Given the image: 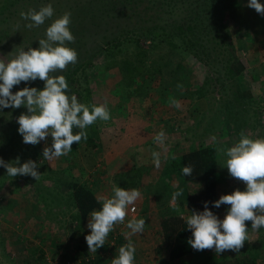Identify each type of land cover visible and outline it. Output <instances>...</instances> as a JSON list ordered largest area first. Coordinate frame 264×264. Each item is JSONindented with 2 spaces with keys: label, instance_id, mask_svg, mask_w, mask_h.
<instances>
[{
  "label": "rangeland",
  "instance_id": "1",
  "mask_svg": "<svg viewBox=\"0 0 264 264\" xmlns=\"http://www.w3.org/2000/svg\"><path fill=\"white\" fill-rule=\"evenodd\" d=\"M152 1L155 3L156 0ZM187 1L177 0V6L170 12L167 11L166 5L160 4L162 0H157V5L152 8H162L158 13L160 21L163 23L167 22L170 18L184 20L189 19L188 13L191 14V17L194 15L193 6H190ZM239 2L248 6L249 0H239ZM259 3L264 5V0H259ZM48 4L53 6L55 10L54 16L38 28H27L25 25L28 21L22 20L20 13L22 11L28 12L30 9L39 10L40 7ZM105 8L107 6H103V2H99V0H0V59L8 62L21 49L27 51L28 47L38 48V40L45 38L46 28L64 12L72 13L70 29H73L72 33L75 36L74 45L78 52L77 63L69 65L73 67L82 63L87 57L97 53L98 49L101 48L99 45L101 40H107V38L112 37V34H117L118 28L114 31V26L119 24L133 27L145 23L143 22L144 19L138 21L136 17L132 19L123 18L122 16L127 14L128 10H125V13H122L120 10H115L117 12L113 13L101 11ZM246 9L249 10V7H246ZM78 15L81 17L78 18ZM154 15L156 16L157 13ZM223 16L225 21L228 16L225 12ZM208 19H211V21L202 22V17L199 18L200 25H198V28H204L205 26L206 31L209 33L208 46L216 47L218 45L215 53L211 52V55H208L203 48L198 49V51L196 50L195 53L197 55H194V53L182 48L169 50L165 43L152 49L150 59H156L162 65L165 62L170 63L169 67L164 68L161 78L157 75L156 79L150 82L152 85L150 97L153 102H150L148 98H145V100L133 98L131 99L132 102H130L129 108L120 107L123 103L121 96L118 94L120 75L117 68H111L109 64L114 58H120L125 54L129 55L133 53L134 49L129 43L121 47V53H118V49L115 47L102 46L103 49L100 53L103 54V57L98 56V54L94 58V64L92 63L85 70L82 67L79 68L73 79H78L77 83L76 81L73 84L69 83L70 91L67 94L70 96L72 94L76 95L78 92L83 93L84 89L89 87L95 105L103 104L106 101L111 119L107 122L97 120L95 123L102 132V135L106 133L111 138L117 135L120 136L121 132H123L120 131L122 129L120 126L122 123L125 125V122H130V115L127 116L126 114H130L131 111L132 113L134 112L131 117L134 118L135 122L148 120L150 116L153 123L151 129L152 138L149 143L150 152L146 155L151 158V161H153V151L161 152L162 156L167 150H171L173 155H177L197 147L209 145H213L216 149H227L239 141L241 131L253 139L264 138V44L261 47L262 57H248V60H245V67L239 76L232 77L227 73L225 65H230V54L232 51L234 53L238 49L240 53L243 47L239 39L241 25L236 24L233 29L229 30L233 34V39L236 43L234 49L230 45L225 46L221 41L230 40L229 38L227 39L226 31L228 29L217 30L219 25L215 18L209 17ZM145 44L150 45L149 40ZM136 55L144 56L143 50L138 51ZM244 57H246L245 54L243 55L241 52L242 61H244ZM178 63L180 64L179 67L177 70H174ZM254 65H258L257 68H251ZM105 67H109V69L104 70ZM64 72L65 70L58 74L62 75ZM166 81L172 83V97L180 101L181 108H172L170 110L172 106H167V103L160 102L155 96L159 91L158 86L160 87ZM177 84H182L183 89L178 90ZM15 86L18 91L24 87H36L38 90H42L44 82L37 79L29 83L21 82ZM199 90L201 91V95L199 94ZM150 103H153L152 106H150ZM118 104L120 106H117ZM116 108L121 109L115 112ZM125 108H128L130 112L126 113ZM13 110L9 117H7L8 109L6 111L3 109L2 114H0V149L1 144L6 149L4 152L2 149L0 150V157L6 163L11 162L13 164L17 157H19L21 164L29 159L36 161L40 165L38 171L41 173V176L38 181L31 176L12 178L7 175L6 169L0 166V264H44V262L35 259V257L30 258L28 254L24 256L25 254L22 251L30 253L33 248H40L41 246L45 249L43 246L45 241V237H42L43 231L39 234L38 230L43 228L40 225L41 222L44 223L45 227L50 225V221H52V225L55 223V214L52 215L55 211L52 210L55 204L58 207L57 211L65 210L67 212L70 210L71 202L68 201L70 195L63 179L64 170H60L66 167L65 165L68 162L71 163L69 161L70 157L66 155L53 160H45L43 158L44 147H51V136H48L46 141H41L35 146L23 143V137L18 132L17 117L21 113H27V109L21 107L13 108ZM164 113H167L169 116V125H171L166 128L158 119L161 116L164 117ZM123 117L126 121L121 120ZM104 126L108 129L105 130ZM161 130L165 131L167 136L163 147L154 141V137ZM16 132L18 135L12 142L13 145L10 142H6L7 145H4V136L7 134L14 135ZM102 138L104 137L102 136ZM96 140L94 139L92 143L96 145L100 144L99 140ZM105 141L106 143L109 141V144H111V139H105ZM85 142L82 139L79 145L88 143ZM100 149H94V160L101 163L99 168L102 166L104 168L102 171H98L99 169H97V172H93V177L89 176L90 178H87V182L93 186L99 181L103 182L104 185L101 188L103 196L111 197L113 195L112 187L115 185L125 189L129 188L126 187V181L128 180L126 179V173L123 174L124 176L116 174L115 178L111 177L112 168L106 166L108 164L104 163H113L115 157L112 154L106 153L107 150L102 152ZM85 159L79 154L74 160L85 164ZM226 159L225 155L217 153L218 199L221 195L231 194L236 189L243 191L246 187L244 182L230 177L225 167ZM146 165H151V168L140 172L132 171L128 174L130 176H139L141 173L145 174L143 181L145 184L142 182L144 189L141 190V196L153 197V187L155 186L153 184L157 183L158 179H160V174L162 175L164 161L161 159L159 168H156L154 163H147ZM79 177L81 179L85 178L84 176ZM58 181H62L63 184L55 186V183ZM175 183V181H170L172 186ZM130 188L139 189L138 186L134 187L133 185ZM169 201V205L175 207L183 220H186L193 210L197 211V209L188 208V206L186 211H181V208L177 205V199L173 200L170 198ZM229 207V205H221L218 208L220 219L224 218ZM155 209L149 213L150 216L148 218L143 219L147 221L146 224L148 226L151 223L150 225L153 227L156 225L159 227V223H157L159 216L154 213ZM137 210L136 207L135 213H137ZM246 227L249 230V240L245 241L239 253L225 251L219 255L222 259L228 260H225L226 262L223 264L227 262V264H238V259L248 261L250 257L248 252L251 250L250 244H253L252 247L259 248V255L262 258V262L264 261V253L261 251L262 246L264 247V227L260 228L259 231H253L250 221H246ZM9 228L13 231L11 234L7 233ZM44 231L45 235H49L48 230ZM11 237L13 239L14 237L15 239L17 238V245L13 244L14 242ZM212 251L215 252L214 249ZM46 252L47 250H44L45 262H47L48 256ZM216 257H218L217 254Z\"/></svg>",
  "mask_w": 264,
  "mask_h": 264
},
{
  "label": "clouds",
  "instance_id": "2",
  "mask_svg": "<svg viewBox=\"0 0 264 264\" xmlns=\"http://www.w3.org/2000/svg\"><path fill=\"white\" fill-rule=\"evenodd\" d=\"M248 7L264 16V5L259 0H249ZM51 4L42 6L39 10L30 9L21 12L22 20L28 21L27 28H38L54 16ZM72 13L64 12L54 19L46 28L45 38L38 40L39 47H28L27 51L21 49L18 54L8 62L0 59V108L25 107L27 113L17 117L18 132L23 137V143L37 145L51 136V147L45 146L43 158L53 160L66 156L72 151L74 143L88 139L86 129L97 120L107 122L111 119L110 111L105 101L100 105H86L78 101L75 94L68 95L69 84L64 75L58 73L66 70L71 64L78 61V52L69 47L75 42L70 25ZM37 79L44 82V88L24 87L12 92L15 85L21 82L29 83ZM177 89H183L177 84ZM169 104L174 108H181V103L174 97H169ZM74 129H79L75 132ZM167 139L165 131L161 130L154 137L156 144L163 147ZM218 154L227 157L226 168L230 177L245 184V190H234L231 194L221 195L213 202V207L229 205L223 219L208 208L204 203V210H193L186 219V225L192 232L189 245L197 251L212 250L219 256L225 251L239 253L245 241L249 240V230L246 221L251 222V229L258 231L264 227V138H251L241 131L240 139L233 146L224 149L217 148ZM173 160L175 156L171 157ZM153 163L156 168L161 165V152H152ZM15 163H6L0 158V166L6 169L9 177L31 176L36 181L40 179L38 171L40 165L29 159L23 164L19 157ZM194 166L188 164L183 167L184 176L193 173ZM113 195L104 198L100 210L89 213L87 227L91 230L85 236L88 250L96 253L97 249L105 245L110 232L115 225L124 224L129 206L134 205L140 198L141 192L137 188L131 190L113 186ZM182 191L173 193L176 200ZM135 212V208H132ZM146 221L143 218H133L126 227L130 230L126 237L142 234ZM136 247L129 239L128 243L118 249V256L111 260V264H134Z\"/></svg>",
  "mask_w": 264,
  "mask_h": 264
},
{
  "label": "trees",
  "instance_id": "3",
  "mask_svg": "<svg viewBox=\"0 0 264 264\" xmlns=\"http://www.w3.org/2000/svg\"><path fill=\"white\" fill-rule=\"evenodd\" d=\"M156 1L153 3L152 0H99V2H103V6H107V8L101 11L113 13L117 12L115 10H120L122 13H125V10H128V13L122 16L123 18L127 17L132 19L133 17H136L138 18V21L144 19L143 22L145 23L133 27L119 24L114 26V31L118 28L117 34H112V37L107 38V40H101L99 43L101 48L98 49L97 53L87 57L82 63H79L75 67L68 66L66 68L62 75L66 77L68 84H73L75 83L74 81L77 83L78 79H73L75 78L79 68L82 67L84 70L87 69L90 65H92V63H95L94 58L98 54V56L103 55L100 53L103 49L102 46L115 47L118 49V51L117 49L116 51L121 53V47L124 44L129 43L134 49L133 53L129 55L125 54L120 58H114L110 64L108 63L111 68H117L120 75L118 83L120 89L118 90V94L121 96V101L123 102H132L131 99L133 98L143 100L148 98L151 102H153L150 97L152 89L150 82L153 81V79L155 80L157 75L161 78L164 68H167L170 65L168 62H165L162 65L158 63V60L150 59V55L154 47H158L160 44L165 43L169 50L182 48L188 52L194 53V55H197V53H195L196 50L198 51V49L204 48L203 50H205L208 55H211V52H216V47L218 45L216 47H211L210 45L208 46L209 33L206 31L205 26L204 28H198V25H200L199 18L202 17V22H210L211 19L209 20L208 18L214 17L219 25L217 30L224 28L228 29L226 31L227 39L229 38L230 40L221 41L225 44V46L230 45L235 49L236 43L233 39V34H231L229 30L233 29L236 24H239L240 26L246 18L248 16H252L254 12V9L250 7L249 10H247L246 7L248 6L241 4L239 0H188V4L193 6V17H191V14L188 13L189 19L178 20L170 18L167 22L163 23L160 21L158 13L162 8H152L157 5ZM176 3L177 0H162V3L160 4L166 5L167 11L170 12L175 6H177ZM224 12L228 16L225 21L223 19ZM156 13L157 15L155 16L154 14ZM80 17L81 16L78 15V18ZM72 30L73 29H71V31ZM147 40H149L150 45L145 44ZM69 47L75 49L76 46L74 43H71L69 44ZM140 50H143L144 56L136 55V53ZM230 58V65H225L227 73L232 77L239 76L244 69L243 63L241 62V52L239 53L238 49H236L234 53L232 51ZM179 65L180 64L178 63L174 70H177ZM105 68L104 70L109 69V67ZM158 88L159 91L155 96L160 102H165V104L167 103V106H170L168 105V101L169 97L172 96V83L166 81L162 83L160 87L158 86ZM200 90L199 94L201 95ZM16 91H18V89L14 86L12 92L15 93ZM76 96L78 101L81 103H85L89 106L94 104L89 87H86L83 93L78 92ZM152 104L153 103H150V106H152ZM172 108L174 107H171L170 110H172ZM3 109H5V111L8 109L7 117L10 116L13 110V108H0V114H2L1 112ZM164 114L165 116L159 120L166 128L171 125H169V116L167 113ZM88 128L90 129V132H88V139L85 142L88 143L83 145V152L81 153L77 152V149L80 146L79 143L73 144L72 151L67 154L68 157H70L69 161L71 163L69 164L74 165V157H78L80 154V156L82 155L86 158L84 162L85 167L91 168L94 166L93 151L97 145L92 142L98 134V127L97 124L94 123ZM77 131H79V129H74V134ZM17 135V132L14 135H5L3 138L4 145H7L6 142H10L13 145L12 142ZM1 149L3 152L6 150L2 144ZM215 150L216 148L213 147V145H209L197 147L177 155H173L171 150H167V152L161 156L164 161L162 177L158 179L153 188L157 203H159L158 205L161 207L159 208L160 218L158 221V228L161 240V253L164 257H162L163 259L166 257L167 260L174 261L179 264H223L228 261L227 259H222L220 256L216 257V253L212 250H194L188 243V240L192 238V232L187 228L186 220H183L180 217V214L176 211L175 207L169 206V200L172 198L173 193L182 191V195L177 198V205L181 208V211H186L188 206V208L197 209L200 212L204 210V203L208 202L209 210L213 211L217 215V208L213 207V202L218 200L217 153ZM172 156H175L176 158L173 160L171 158ZM188 164L193 165L194 169L192 175L185 177L182 169ZM170 181L176 182L174 186L170 184ZM128 185V182H126V187H129ZM68 188L70 190L69 195L72 199V204L77 210L78 221L85 220L91 211L95 209L100 210L102 207L95 195L93 185L89 182L79 181L73 177L69 181ZM89 234L90 233H86L85 236ZM123 242L124 240L121 236H118L117 234L115 236L113 232H110L105 245L97 250L102 253H106L107 249H109L110 252H113L116 250L114 248L123 245ZM252 245L253 244H250L251 250L248 252L250 255L248 261L243 260V262L238 259V264H259L257 256H259L260 250L255 246L252 247ZM117 253L118 252L115 254ZM28 256L30 258L35 257V259L47 264L44 258V251L40 248H33L31 252L28 253ZM76 257L81 258V263L78 264H100V262H95V257L92 258L91 254L88 256L86 248L80 247V251L77 252ZM68 258L72 259V257ZM73 264L75 263L73 262Z\"/></svg>",
  "mask_w": 264,
  "mask_h": 264
},
{
  "label": "crops",
  "instance_id": "4",
  "mask_svg": "<svg viewBox=\"0 0 264 264\" xmlns=\"http://www.w3.org/2000/svg\"><path fill=\"white\" fill-rule=\"evenodd\" d=\"M240 27H241L240 28L241 33L239 35V39H240L241 44H243L241 52L243 55L245 54L246 56L243 59L244 61H242V58H241V61L243 63V66L245 67V63H246L245 60H248L247 59L248 57H258V56L262 57L261 47L264 44V16L258 14L254 9L253 15L250 17L248 16L246 20L241 24ZM257 66L258 65H254L253 67L251 66L250 67L257 68ZM250 67L248 68L251 69ZM115 106H113V108H115ZM117 106H120V104H118ZM122 106L129 108L130 102H123L120 107L123 108ZM121 108H116L115 112H117V110L120 111ZM128 108H125L126 113L130 112ZM133 113L131 111L130 114H126L127 116L130 115L129 117L130 122H125V125L123 123L121 124V126L119 125L122 128L121 130L120 129L119 130L123 131L121 132L120 136L117 135L111 138L109 134L107 135L106 133H103L102 135V132L98 128V134L95 137V140L97 139L100 142V144L96 146L97 149L101 148L100 150L102 152H104V150H107L106 153L110 155L112 154L115 157L113 163H109V162L104 163V164H108L106 166H110L112 168L111 177L115 178L114 176L116 174L121 176L126 173V179L128 180L126 182H128L129 184L128 185L129 188H126V189L131 190L130 187H132L133 185L134 187L138 186L141 192V190L144 189L143 183L145 184V182L143 181L145 178V174L141 173L139 176L137 175L130 176L128 173L132 171H139V172L142 170L146 171L147 169L149 170V168H151V165H146V164L153 163V161H151V158L147 156L146 154L150 152L149 143L151 142L150 140L152 138L151 129H152L153 123L149 115H148L149 116L148 120H144L142 122H135L133 120L134 118L131 117ZM162 117L163 116L159 117L158 119ZM121 120L126 121L124 117L121 118ZM107 129L108 128H106L105 130ZM86 131L89 132V130H86ZM102 136L106 140L111 139V144H109V141L108 143H106L105 139L102 138ZM83 147H84L83 145H80L77 149V152L78 153L83 152V149H82ZM74 158L76 159L77 156ZM74 162H75L74 164L75 166L72 164H69L68 162L65 165L66 167H63L62 169H60V170H64L63 179H64V183H66L67 185L68 193H70L68 184L71 178L74 177L76 179H79V181L87 182V178L93 177L92 176L93 172L94 173L95 171L97 172V169H99L98 171L100 170L102 171V169L104 168V166L99 168L101 163L97 162L96 160H94V166H92L91 168L85 167V164H83L81 161L78 162L75 160ZM79 176H82V177L84 176L85 178L81 179ZM161 176L162 175L160 174V177ZM61 182L62 181L56 182L55 186H61V184H63V182L62 183ZM103 185H104L103 182L99 181L95 183V186H93L95 195L97 196V199L99 200L101 205H102L104 198H110V197L103 196L104 194H102V189H101ZM153 185H155V183ZM68 201L71 202V206L69 207L70 210L67 212L65 210L57 211L58 207H56V204L53 206L52 210H55L52 213V215L55 214L54 216L55 223L53 225H52V221L49 222L50 227L49 226L45 227L44 223L42 222L40 224L41 226H43V228H40L38 230V233L41 234L43 231L42 237L43 238L45 237L44 238L45 241L43 245L45 249H43L42 246L40 248H42L43 251L47 250L46 252L48 254L47 261L49 259L54 262H62V261L70 260L72 264L73 262L75 264L81 263L80 262L81 258L76 257V254L78 251H80V247H81V248H86L88 256H90L91 254L92 258L95 257L94 259L95 262H100V264H111V260L114 259L116 256H118V253L117 254L115 253L118 252L119 247H121L122 245H120L119 247H115L114 249L116 250H114L113 252H110L109 249H107L106 253H102L101 251H98V250L96 251V253L89 252L87 242L84 239V236L86 233H91V230L88 229L87 227L89 216L83 221H78L77 220V210L72 204L71 197H68ZM158 204H157V200L154 194H153V197H142L141 196L134 204L135 208L137 207L138 209L137 213L130 210V207L134 205L129 206L128 214L125 218V223L115 225L114 231H112L115 236L117 234L118 236L122 237V239L124 240L123 245L128 243L129 239L135 245L136 253H135L134 264H179L177 262L167 260L166 257L165 259H163L164 257L162 256L163 254L161 253L160 233H159V228L157 227V225L153 227L152 225H150L151 223L149 224V226L145 224V230L142 234H135L130 237L125 236V233L130 231L126 227V225L128 221H130L131 219L148 218L150 216L149 213L153 212L154 208H156L154 210V213L158 214L160 218L158 209L161 207H159ZM95 210H98V209H95ZM63 213H66V214H63ZM217 216L220 219L218 208H217ZM44 230H48L49 235H45ZM12 232L13 231L11 228H9L7 231L8 234L9 233L11 234ZM16 239L15 237L13 239L14 245L18 244L17 243L18 240ZM261 251L264 253L263 246L261 248ZM22 252L25 254L24 256L28 254L25 251H22ZM68 257H72V259ZM257 257H258L259 264H264V261L262 262L261 256L259 255ZM260 259L261 261H259Z\"/></svg>",
  "mask_w": 264,
  "mask_h": 264
},
{
  "label": "built area",
  "instance_id": "5",
  "mask_svg": "<svg viewBox=\"0 0 264 264\" xmlns=\"http://www.w3.org/2000/svg\"><path fill=\"white\" fill-rule=\"evenodd\" d=\"M135 208V206H131L130 210L132 211V208ZM47 264H72V262L70 260H66V261H62V262H54L51 261L50 259L47 261Z\"/></svg>",
  "mask_w": 264,
  "mask_h": 264
}]
</instances>
